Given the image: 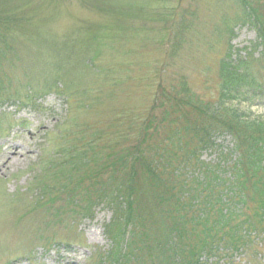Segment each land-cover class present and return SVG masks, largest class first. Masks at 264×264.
Here are the masks:
<instances>
[{
  "label": "rangeland",
  "instance_id": "obj_1",
  "mask_svg": "<svg viewBox=\"0 0 264 264\" xmlns=\"http://www.w3.org/2000/svg\"><path fill=\"white\" fill-rule=\"evenodd\" d=\"M151 1L152 11L134 12L140 3L131 9L124 0H12L9 8H18L30 23L25 34L29 41L25 42V37L17 41L18 63L4 62L1 71L7 78L5 88L15 97L20 91L30 100L0 102V155L13 148L20 152L8 170L0 173V264H95L101 254L110 253L117 259L130 254V234L117 248L109 238L107 227L115 215L106 205L96 206L91 217L73 218V214L65 216V211L62 218L57 217L56 210L65 206V197L53 204L50 193L44 196L43 192L46 189L57 195L58 190H65L52 178L43 185L38 182L45 165L64 150L71 156L74 141L81 137L100 140L104 149L114 146V140L121 142L123 135L131 140L153 108L162 70V84H173L181 77L190 92L212 101L218 95L219 62L227 50L233 48L236 58V52L256 45L255 32L235 23L239 12L231 0ZM181 16L190 28L183 44L173 52L172 44L165 45L162 39L176 31ZM90 29L97 32H85ZM89 34L98 37L99 43L103 39V46L105 40L107 44L116 38L122 42L112 45L115 51L109 46L102 48L98 66L104 72L87 75L77 72L70 58L65 61L62 49L74 42L71 58H79L80 51L84 57ZM253 53L258 58L264 47ZM59 62L64 64L60 68ZM257 66L253 64L255 70ZM68 69L73 74L61 79L58 72ZM55 76L61 81L57 87ZM78 92L85 96L77 100ZM241 108L251 118L264 121V101L242 102ZM217 143L227 147L230 138L220 137ZM203 156L208 162L216 158L210 151ZM72 165L68 168L76 174L78 168ZM249 260L264 264V248L261 257ZM235 262L249 263H240L239 257Z\"/></svg>",
  "mask_w": 264,
  "mask_h": 264
},
{
  "label": "trees",
  "instance_id": "obj_2",
  "mask_svg": "<svg viewBox=\"0 0 264 264\" xmlns=\"http://www.w3.org/2000/svg\"><path fill=\"white\" fill-rule=\"evenodd\" d=\"M124 1L131 9L140 3L134 12L153 10L151 0ZM231 1L239 12L235 23L251 28L257 41L255 46L236 52V58L233 48L227 50L219 62L215 99L201 100L190 92L181 77L173 84H162V70L153 108L144 119L140 134H132L135 136L131 140L123 135L121 142L114 140V146L106 149L99 145L100 140L81 137L74 141V166L70 162L73 156L67 150L45 165L38 182L43 185L47 178H52L65 190H58L57 195L46 189L43 192L44 196L50 193L53 204L65 197V206L56 210L58 218L64 216V211L65 216L73 214V218L91 217L93 209L103 204L115 215L107 233L116 248L131 235L130 254L120 259L110 253L101 254L95 264H117L122 260L124 264H237L238 257L240 263L251 264L247 259L253 260L259 254L261 257L264 121L248 116L241 104L264 101V54L255 58L253 53L259 46L264 47V0ZM11 4L12 0H0V102H28V95L22 96L18 91L15 97L5 88L7 78L1 71L4 62L18 63L17 41L23 37L25 42L29 41L25 34L30 23L18 8L10 9ZM178 24L176 31H172L173 38L171 32L162 39L165 45L172 44L173 52L183 44L184 34L190 28L185 16L180 17ZM93 31L97 32H85ZM233 31L232 28L230 34ZM89 37L84 44V57L80 51L79 58H71L76 49L71 47L72 42L69 48L62 49L64 59L70 58L77 72H104L98 66L102 48L109 46L115 51L112 45L122 41L116 38L107 44L105 40L107 45L103 46V39L99 43L98 37ZM243 52L246 54L242 55ZM253 64L259 67L255 70ZM63 65L59 62L57 67ZM58 73L61 79L73 74L69 69ZM60 78L53 79L55 87L61 83ZM82 94L85 96V92L76 94L77 100ZM220 137L230 138V145L218 144ZM208 151L215 154L214 161L203 159ZM69 165L78 168L76 174L69 170ZM58 222L61 223L60 219Z\"/></svg>",
  "mask_w": 264,
  "mask_h": 264
},
{
  "label": "bare ground",
  "instance_id": "obj_3",
  "mask_svg": "<svg viewBox=\"0 0 264 264\" xmlns=\"http://www.w3.org/2000/svg\"><path fill=\"white\" fill-rule=\"evenodd\" d=\"M31 136L35 137V134L32 133ZM19 157H20V152L19 149L17 148H13V150H11L10 152L3 151V153H1L0 155V159H3L0 165V173L6 172L9 166L11 165V163L17 160V158ZM71 262L72 261H70L69 264H71ZM72 264H75V262Z\"/></svg>",
  "mask_w": 264,
  "mask_h": 264
}]
</instances>
